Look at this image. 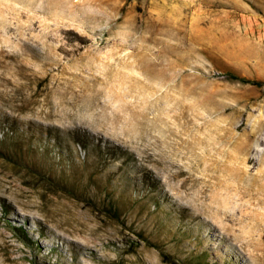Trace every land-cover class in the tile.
I'll return each mask as SVG.
<instances>
[{
	"label": "rangeland",
	"instance_id": "1",
	"mask_svg": "<svg viewBox=\"0 0 264 264\" xmlns=\"http://www.w3.org/2000/svg\"><path fill=\"white\" fill-rule=\"evenodd\" d=\"M0 264H264V0H0Z\"/></svg>",
	"mask_w": 264,
	"mask_h": 264
},
{
	"label": "trees",
	"instance_id": "2",
	"mask_svg": "<svg viewBox=\"0 0 264 264\" xmlns=\"http://www.w3.org/2000/svg\"><path fill=\"white\" fill-rule=\"evenodd\" d=\"M229 77L231 79H234V80H240L242 81L243 83H250V84H253V85H256V86H262L263 85V82L262 81H259V80H251L249 78H245V77H240L234 73H230L229 74Z\"/></svg>",
	"mask_w": 264,
	"mask_h": 264
}]
</instances>
